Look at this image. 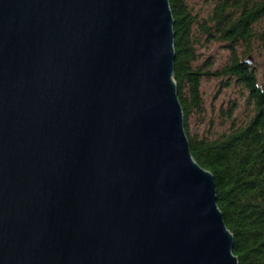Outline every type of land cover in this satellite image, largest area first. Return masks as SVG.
I'll return each instance as SVG.
<instances>
[{
  "label": "water",
  "instance_id": "95a60500",
  "mask_svg": "<svg viewBox=\"0 0 264 264\" xmlns=\"http://www.w3.org/2000/svg\"><path fill=\"white\" fill-rule=\"evenodd\" d=\"M173 25L169 0H0V264H239Z\"/></svg>",
  "mask_w": 264,
  "mask_h": 264
},
{
  "label": "trees",
  "instance_id": "16d2710c",
  "mask_svg": "<svg viewBox=\"0 0 264 264\" xmlns=\"http://www.w3.org/2000/svg\"><path fill=\"white\" fill-rule=\"evenodd\" d=\"M169 4L174 19V77L191 154L213 174L217 204L234 236L233 253L239 264H264V81L259 84L250 64L235 54L239 44L249 50L252 41L264 40L254 28L264 17V0H214L203 22L197 21L188 0ZM202 36L218 39L231 50L221 68L211 70V63L198 62ZM208 75L240 82L252 100V112L246 121L232 122L212 136L190 134L188 119L203 111L200 81Z\"/></svg>",
  "mask_w": 264,
  "mask_h": 264
},
{
  "label": "rangeland",
  "instance_id": "374dc122",
  "mask_svg": "<svg viewBox=\"0 0 264 264\" xmlns=\"http://www.w3.org/2000/svg\"><path fill=\"white\" fill-rule=\"evenodd\" d=\"M188 5L197 21L203 22L209 15L214 0H188ZM254 28L262 33L264 39V17L254 25ZM193 29L198 35L199 24L193 26ZM246 49L245 45L239 44L235 47V54L244 61L248 59L260 84L264 81V40L255 39L250 49ZM198 53V62L211 63V70L221 68L232 56L227 44L218 39H207L205 36H202L198 43ZM200 94L203 111L193 112L189 116L190 134L212 136L228 129L232 122L241 124L251 115L252 100L247 89L235 78L204 76L200 81Z\"/></svg>",
  "mask_w": 264,
  "mask_h": 264
}]
</instances>
